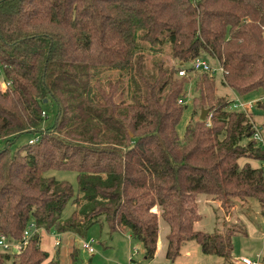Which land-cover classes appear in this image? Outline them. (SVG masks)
I'll return each instance as SVG.
<instances>
[{
    "label": "trees",
    "instance_id": "trees-1",
    "mask_svg": "<svg viewBox=\"0 0 264 264\" xmlns=\"http://www.w3.org/2000/svg\"><path fill=\"white\" fill-rule=\"evenodd\" d=\"M166 46L174 64L156 61L147 73L144 54ZM199 57L220 66L237 95L264 92V0H0V72L10 82L0 81V234L18 240L35 222L84 238L104 221L152 260L162 219L166 259L194 240L230 260L235 228L198 229L197 199L263 207L264 147L253 139L255 111L219 96L214 74L191 67ZM192 80V103L208 114L180 136ZM49 103L56 118L43 128ZM256 106L264 116V100ZM23 134L35 138L13 152ZM51 170L75 172L77 189ZM69 201L75 209L62 219ZM70 255L77 260L74 247ZM56 256L37 233L22 252L0 253V264H60Z\"/></svg>",
    "mask_w": 264,
    "mask_h": 264
},
{
    "label": "rangeland",
    "instance_id": "rangeland-1",
    "mask_svg": "<svg viewBox=\"0 0 264 264\" xmlns=\"http://www.w3.org/2000/svg\"><path fill=\"white\" fill-rule=\"evenodd\" d=\"M156 61H163L168 67L174 64L167 46L164 47L161 53L146 52L144 54V69L147 73H152L156 70L154 65ZM190 74L194 78L195 75L200 73L194 72ZM213 74L216 82V93L219 96L225 97L230 101L233 99L251 102L264 100V92L261 90L250 93L248 97H241L230 88L224 86L221 83L222 75L218 66H214ZM110 75L114 78L116 74L115 72H110ZM3 79L4 77L0 72V81H4ZM193 86L192 80L187 88L186 96L183 98L184 109L177 125V131L180 136L183 135L186 125L192 119H198L200 115V110L195 108L192 103ZM253 107V111H255L253 113V121L256 128L260 130L264 140V127H262L264 116L262 111L257 109L256 104ZM45 109H47V116L43 122V128L54 124L56 118V107L53 104H45ZM33 138L35 137L32 134L21 135L12 145V151L16 152L22 145ZM246 162L254 168L261 167L259 160L239 159L240 165ZM45 175L53 176L59 180H69L74 187V191L77 189L75 172L51 170L47 171ZM197 202L201 214L198 229L216 233L224 231L225 226L230 229L235 228L236 233L232 237L233 250L230 260H224L216 255L203 254L200 246L194 240L183 242L179 255L173 261L166 259L165 251L163 252V250L159 251L153 260H145L141 242L130 237L127 230L110 233L108 225L104 221L93 225L84 234L83 239L94 240L95 251L93 255L79 249V241L82 238H78L70 232L59 234L61 244L58 246L59 248L54 247L53 249V242L50 237L55 236L56 232L54 230L47 232L42 229L40 232L42 236L41 245L43 244L42 247L48 251L50 257L57 252L56 257L60 264H240L242 258L259 259L261 263H264V206L262 207L253 198L245 200L235 199L232 204L236 206L229 212L226 207H230V205H225L224 200H213L210 196L203 194L198 196ZM74 209L75 205L69 201L62 212L61 218H68ZM168 231V225L162 219H159V237L164 244H166ZM244 231H246L245 235ZM72 246L75 248L77 256L75 261L72 260L70 255ZM131 258L132 261H130ZM7 264H15V260L10 259ZM241 264L243 263L241 262Z\"/></svg>",
    "mask_w": 264,
    "mask_h": 264
},
{
    "label": "built area",
    "instance_id": "built-area-1",
    "mask_svg": "<svg viewBox=\"0 0 264 264\" xmlns=\"http://www.w3.org/2000/svg\"><path fill=\"white\" fill-rule=\"evenodd\" d=\"M191 67L195 71L199 72H214V65H212L208 60L204 58H196L193 62ZM218 69L220 72H222V69L220 66H218ZM180 75H184L186 72L185 70H181L178 72ZM10 85V82L3 81L2 86L3 88H7ZM232 107L235 109H240L246 112H250L252 110V107L256 102L251 101H241V100H232ZM255 128V132L253 134V139H255L258 143L263 145L264 147V140L260 134V130ZM262 168L264 169V161L262 162ZM43 228H40L36 225L35 222H30L29 225L25 228V230L22 233V236L18 240H11L6 234L1 233L0 234V253H20L23 251V249L28 245L31 237L35 234H40ZM41 235V234H40ZM53 237V248L58 247L60 245V238L59 234H55ZM94 240H86V239H80L79 246L82 251H84L87 254L93 255L95 249H94ZM132 261V258L130 259ZM243 264H258L259 259H249V258H242L240 260Z\"/></svg>",
    "mask_w": 264,
    "mask_h": 264
},
{
    "label": "crops",
    "instance_id": "crops-1",
    "mask_svg": "<svg viewBox=\"0 0 264 264\" xmlns=\"http://www.w3.org/2000/svg\"><path fill=\"white\" fill-rule=\"evenodd\" d=\"M255 107V106H254ZM254 107H252V109H254ZM205 200L206 201H208L206 198H205ZM207 203V202H206ZM232 203H229L228 205H230V207L228 206V207H226V210L227 211H229L230 212V210L232 211L234 208H235V204H232ZM234 205V206H233ZM220 206V205H219ZM221 207V206H220ZM224 211H225V209H224ZM231 214V213H230ZM195 226L198 228L199 227V224L198 223H196L195 224ZM207 232V231H206ZM245 233H246V231H245ZM128 234H129V236H130V233L128 232ZM245 235V234H244ZM131 237V236H130ZM51 238V240H52V242H53V237H50ZM41 240H42V236H41ZM60 244H61V242H60ZM43 245V244H42ZM73 247V246H72ZM71 247V248H72ZM43 249H45L44 247H43ZM54 249V248H53ZM79 249H81L80 248V246H79ZM72 250V249H71ZM163 250V252L164 251H166V244H164V242H163V240L162 239H160V237H158V243H157V250H156V254H155V256L157 255V253L159 252V251H162ZM203 253V252H202ZM204 254V253H203ZM206 255H208V254H206ZM155 258V257H154ZM153 258V259H154ZM152 259V260H153ZM240 264H241V261H240ZM258 264H264V263H261L260 262V260H259V262H258Z\"/></svg>",
    "mask_w": 264,
    "mask_h": 264
},
{
    "label": "water",
    "instance_id": "water-1",
    "mask_svg": "<svg viewBox=\"0 0 264 264\" xmlns=\"http://www.w3.org/2000/svg\"><path fill=\"white\" fill-rule=\"evenodd\" d=\"M207 114H208V110L207 109H202L200 111L199 119L204 120L206 118Z\"/></svg>",
    "mask_w": 264,
    "mask_h": 264
}]
</instances>
